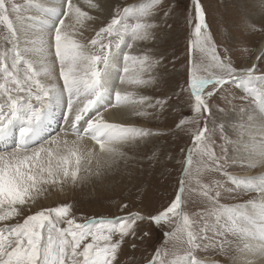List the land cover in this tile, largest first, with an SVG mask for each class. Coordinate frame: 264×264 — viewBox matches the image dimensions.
Instances as JSON below:
<instances>
[{
	"label": "rangeland",
	"instance_id": "374dc122",
	"mask_svg": "<svg viewBox=\"0 0 264 264\" xmlns=\"http://www.w3.org/2000/svg\"><path fill=\"white\" fill-rule=\"evenodd\" d=\"M104 2L105 0H98V3ZM199 2L207 24V28L202 31L211 35L217 54L223 60H230L236 68L249 64L264 37V0ZM106 3L107 10L104 13H109L110 16L107 23H110L118 10L131 7L137 16L145 12L146 22L152 25L148 29L147 39L136 41L131 49L122 44L112 57L117 52H121L122 61L124 53L148 57L144 71L129 73L131 81L137 78L145 81L132 82L135 93L133 103L129 105L138 109L133 121L153 135L137 136L135 140L127 141L117 149L114 157L103 155L95 165H92L91 160L82 158L75 181L70 177H60L55 184L40 185V191L33 192V199L23 206L22 214L0 221V228L22 223L27 215L38 210L64 204L70 205L66 219L75 218L77 223H84L89 219L126 217L132 213H139L141 216L145 214L147 217L168 207L180 191V181L184 180L181 216L177 218L173 215L167 222H161L160 226L147 219H137L133 225L134 232L124 238L118 250V264H148L157 251L160 252L158 259L165 264H185L189 257V246L188 228L183 223V215H188L193 227L198 230L195 257L200 261L203 257H215L214 262L231 264L235 246L240 243L238 238H243L244 233L237 230L227 232V236L223 235L232 227V220L227 215H206L205 209H212L211 203L203 196L202 186L210 184L214 191L219 190L220 204L228 207L247 202L239 201L236 192L244 196L254 193L247 190V185L232 184L229 178L233 176L229 173L233 169L230 170V166L237 164V158L229 155L238 152L237 147H234L241 140L240 133L234 132L239 125L238 119L252 111V108H259L258 100L249 95V90L261 85L258 82L250 85L228 83L211 98L206 96V89L205 98L208 99L211 112H204L198 117L191 107L194 97L191 93V75L188 72L190 64L196 62L201 65V71L197 75L202 78H212V74H217L220 70L205 55L207 51H211L210 48L201 51L199 46L192 47L197 39L195 0H106ZM13 4L20 11L26 5V0H6L15 29L18 17L16 12H11ZM128 22H134L131 14ZM108 39L115 40L118 37H108L106 43ZM126 42L133 43L129 36H126ZM18 43L6 24L0 22V65L7 64L11 67L16 51L21 52L22 49ZM23 59L29 61L25 55ZM26 67L27 63L20 66L21 76ZM33 68L36 70L35 66ZM257 71L260 74L256 76L264 75V60H260ZM3 84L4 76L0 73V85ZM142 97H147L148 100L142 101ZM157 100L164 101L163 105H156ZM149 103L155 106L148 107ZM181 118L186 121L198 119L201 127L206 120L208 128L213 132L212 151L224 161L221 171H216L212 161L197 152L193 138L196 126L187 122L178 126ZM14 135L12 132V137ZM7 138L9 136L0 138V143L2 141V144H6ZM189 149L192 150V164L188 166L187 176H184ZM113 159L115 163H111ZM72 168L76 170V166ZM15 207L21 208L20 205ZM66 226L64 223L60 224V227ZM239 228L237 225V229ZM225 240L227 244L224 246L230 250L227 254L221 250ZM88 242H91V237L85 241Z\"/></svg>",
	"mask_w": 264,
	"mask_h": 264
},
{
	"label": "snow or ice",
	"instance_id": "6c2138e0",
	"mask_svg": "<svg viewBox=\"0 0 264 264\" xmlns=\"http://www.w3.org/2000/svg\"><path fill=\"white\" fill-rule=\"evenodd\" d=\"M66 11L62 14L65 19L58 21L53 32L49 34V48L54 49L53 67H45L41 71L35 70L30 61L23 59L24 54L16 51L11 67L7 64L0 65V73H3L4 84L0 85V138L12 134L13 126L18 125V142L12 151L0 152V221L8 220L12 215H21L23 206L33 199L32 193L40 191V185L55 184L60 177L71 178L75 181L77 171L81 163V157L73 147L64 141L66 154L54 151L52 144L58 143L53 137L51 140L41 143L37 147H30L28 137L44 120L47 113L55 103H65L63 114L64 124L67 125L63 131H69L77 135L78 139L84 136L90 137L99 145L100 153H106L114 157L117 149L113 146L117 143L135 140L137 136H152L153 133L146 129L128 127L119 123H108L96 108L104 92L100 87L102 71L108 66L114 52L121 48L122 44L131 49L133 44L142 39H147L148 29L152 25L145 20L146 13L141 12L139 16L133 8H124L117 11L106 26L100 27L87 43L81 44L73 38L69 29H75L82 23V18L93 19L87 12L81 11L72 0H65ZM101 12L107 10L106 0L104 3L94 5ZM197 23L195 24L196 41L192 47L199 46L201 51L210 48L212 51V65L220 71L214 74V78H202L197 75L201 71V65L192 62L188 72L191 75V93L194 97L192 110L197 116L204 112H211L206 96L213 97L224 85L239 82L244 85L258 82L260 87H252L249 95L258 100L264 106V75L256 76L257 66L236 68L230 60H223L217 54L216 48L210 34L202 31L207 28L203 8L199 0L194 4ZM19 8L13 4L11 12H18ZM134 18V22L128 20ZM0 22L6 24L13 38L16 37L13 20L10 19L9 8L6 0H0ZM119 26V27H118ZM122 29V30H121ZM118 39H108L113 36ZM129 36L133 43L126 42ZM15 50V47H14ZM59 61V75L62 77L63 85L57 83H45L38 78L43 75L50 79L55 70V61ZM264 60V52L258 58ZM148 60L147 56L139 57L130 53L123 55V73L120 83L126 81L127 74L132 71L142 72ZM27 63L23 76L20 75V66ZM133 83H145L137 78ZM209 86H211L209 88ZM66 94V95H65ZM114 103L107 104L104 108L117 107L122 101L128 99V95L122 94L119 88L113 91ZM142 101L148 100L142 97ZM164 101L157 100L156 105L162 106ZM155 105L149 103L148 107ZM143 115V113H139ZM196 126L193 133L194 147L200 155L207 156L212 161L216 171L223 169L224 161L212 151V130L208 128L207 122L200 126L198 119L186 121L181 118L178 126L185 123ZM261 137L260 140V165L264 167V128L255 130ZM76 142H73L75 145ZM46 144L48 145L46 147ZM122 155V154H121ZM76 157V170L70 171L71 158ZM92 158L88 153L87 159ZM99 163V161H98ZM115 163V160H111ZM192 164V150L187 152L183 175L187 176L188 166ZM233 185H247V190L256 192L246 203L236 206H224L220 204V191L213 190L212 186H202L203 196L211 203V211L205 209L207 216L227 215L232 220V227L227 232L241 231L246 236L255 237L260 244L259 249L252 253L260 257L259 264H264V175L229 178ZM219 187V186H218ZM184 180L180 181V191L168 207L156 214L147 217L130 214L126 217L114 219H89L84 223H77L75 218H67L70 205L64 204L50 207L27 215L22 223L0 228V264H118L116 259L118 250L124 238L134 232L133 225L136 220H145L160 226L161 222H167L173 215L179 218L182 214ZM20 205L17 209L15 206ZM7 206V210H5ZM126 207V205H125ZM64 223L66 227H60ZM183 223L188 228L187 244L189 246V257L185 264H202L195 257V249L198 247V230L189 220L188 215H183ZM227 223V221H226ZM244 223L245 228L237 229V225ZM149 235V233H145ZM169 235V234H166ZM117 237L113 239V237ZM91 237V242L85 243ZM221 250L226 254L230 251L224 245ZM83 245V246H82ZM247 247V245H246ZM160 252L148 264H165L159 260ZM219 264V262H213ZM231 264H252V262L233 254Z\"/></svg>",
	"mask_w": 264,
	"mask_h": 264
},
{
	"label": "bare ground",
	"instance_id": "6f19581e",
	"mask_svg": "<svg viewBox=\"0 0 264 264\" xmlns=\"http://www.w3.org/2000/svg\"><path fill=\"white\" fill-rule=\"evenodd\" d=\"M72 2L79 7L81 11L87 12L88 16L93 18L91 20L82 18L80 26L75 29H69L73 34V38L79 43L84 44L94 37L95 32L98 31L100 27L106 25L110 16L109 13L101 12L94 7V5L98 4V0H72ZM65 11V0H26V5H24L19 12H16L18 18L14 30L16 31L19 47L22 48L21 52L33 63V66H35L38 71H41L45 67H53L52 62L55 59L53 56L54 49L50 50L49 48V34L53 32L55 26H58L59 19L64 18L65 25L68 24V20L62 15ZM106 16H108V18ZM262 52H264V37L259 42L250 63L240 68L251 67L255 64L258 69L260 64V59H258V57L261 56ZM205 55L211 59L212 51H207ZM121 58V52H117L111 58L108 66L102 71L100 87L104 94L91 115H94L95 111L99 110L103 115V119L108 123H119L128 127L141 128L133 121V119L137 117L135 112L138 109L134 105H129L133 103L135 93L132 81L129 79L130 75L127 74L126 81L123 84H121L119 80L120 77L125 76L123 73L124 61H122ZM259 74L260 72H255V75ZM38 78L45 83H57L59 86H62L63 80L59 75L58 59L55 61V70L50 79L43 75H39ZM212 78H214V74H212ZM116 88H119L122 94H127L128 99L122 101L117 107H108L105 109L104 107L107 104L114 103L112 94ZM65 106V103H55L53 105L42 123H40L41 125L39 124V127H35L34 131L28 137L30 147H37L41 143H45L55 137L58 143L52 144V149L61 154H66L67 150L64 145V141L66 140L68 141V146L73 147L81 159H87L88 153L91 152L92 158L90 160L92 161V165H95L99 161V158L107 154L100 153L99 145L88 136L78 139L77 135L72 134L70 131L65 134L63 129H65L67 125L64 124L62 119ZM258 107L257 109L252 108V111H248L247 114H243V116L238 119L239 125L234 130V132L237 131L236 133H240L241 140L240 144L234 146L237 147L236 151L238 152L229 155L231 158H234V155L237 158V164L230 166V170H233L232 173L229 174L240 179L264 175V167L260 165L259 161L261 137L255 132V130L264 128V106L259 104ZM14 127L15 129L12 130V132L15 133L14 137H12V134L9 135V139L7 138L5 141L6 144H2L3 142L1 141L0 152L4 150H13L17 145L18 126L14 125L13 128ZM217 131H219V129H217ZM73 142H76L75 145ZM126 142L117 143L113 146L119 149L125 145ZM12 143H15V145ZM47 146L46 144V147ZM71 160L72 163L69 165V168L73 170L72 167H75L76 157H72ZM227 168H229V166H227ZM236 194L239 201H248L252 196L257 195L256 192L246 196L242 195L240 192H236ZM144 215L145 214L142 216ZM238 226L240 228L247 227L244 223H240ZM238 240H240V243L235 246L236 251L233 254H235L237 258L242 255L244 259L252 262V264H259L260 257L252 254L260 247L258 239L244 234L243 238L240 237ZM214 258L203 257L201 261L213 263L215 261Z\"/></svg>",
	"mask_w": 264,
	"mask_h": 264
},
{
	"label": "water",
	"instance_id": "95a60500",
	"mask_svg": "<svg viewBox=\"0 0 264 264\" xmlns=\"http://www.w3.org/2000/svg\"><path fill=\"white\" fill-rule=\"evenodd\" d=\"M259 57H260V56H259ZM259 57H258V58H259Z\"/></svg>",
	"mask_w": 264,
	"mask_h": 264
}]
</instances>
